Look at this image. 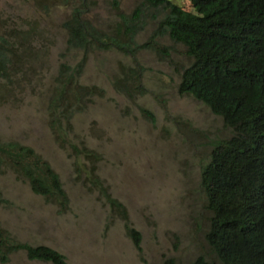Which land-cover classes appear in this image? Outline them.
<instances>
[{
  "label": "rangeland",
  "instance_id": "rangeland-1",
  "mask_svg": "<svg viewBox=\"0 0 264 264\" xmlns=\"http://www.w3.org/2000/svg\"><path fill=\"white\" fill-rule=\"evenodd\" d=\"M168 1L190 11L191 0ZM141 6L142 28L132 48L147 43L166 15L147 0H0V37L20 41L10 82L0 80V141L33 148L59 174L69 200L62 212L11 172H1V199L8 205H0V227L16 240L65 254L70 264H164L169 257L188 264L200 256L222 264L206 238L213 214L201 189V168L231 128L201 102L179 94L181 72L191 62L185 46L164 36L133 56L70 49L67 43L63 23L75 10L115 36L120 16L130 18ZM81 62L80 82L102 95L63 120V147L50 126L54 78L62 63ZM131 68L145 93L114 84ZM108 200L123 206L127 219ZM127 223L141 233V250ZM0 264L52 263L19 250Z\"/></svg>",
  "mask_w": 264,
  "mask_h": 264
},
{
  "label": "trees",
  "instance_id": "trees-1",
  "mask_svg": "<svg viewBox=\"0 0 264 264\" xmlns=\"http://www.w3.org/2000/svg\"><path fill=\"white\" fill-rule=\"evenodd\" d=\"M147 3L166 12L147 43L132 48L142 28L141 6L130 18L120 16L115 36L107 35L84 20L81 10H75L63 23L68 46L86 52L116 49L133 56L137 49L154 48L155 40L164 36L185 46L191 62L181 72L179 94L201 102L231 128V136L214 145L208 164L201 168V189L213 214L207 241L222 264H264V0H191L190 11L168 0ZM16 44L20 41L0 37V80L10 82V66L17 63ZM159 47L168 55L166 47ZM83 67L84 62L75 66L62 63L54 78L50 126L63 147V120L74 108L83 111L95 96L102 95L97 86L80 82ZM140 79L137 69L131 68L114 84L145 93ZM143 112L155 122L152 112ZM1 172H11L27 183L34 195L66 211L69 200L59 174L33 148L0 141ZM108 203L127 219L123 206L114 200ZM0 205H8L1 193ZM126 229L141 250V233L128 223ZM19 250H26L30 260L70 264L65 254L47 245L16 240L0 227V262H7L9 255ZM164 264L177 263L169 257ZM188 264L212 263L200 256Z\"/></svg>",
  "mask_w": 264,
  "mask_h": 264
}]
</instances>
